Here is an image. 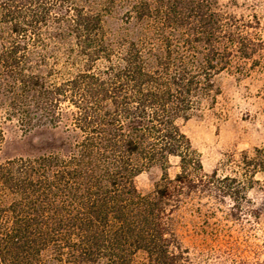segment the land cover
<instances>
[{
  "label": "trees",
  "instance_id": "obj_1",
  "mask_svg": "<svg viewBox=\"0 0 264 264\" xmlns=\"http://www.w3.org/2000/svg\"><path fill=\"white\" fill-rule=\"evenodd\" d=\"M0 22L9 115L57 127L71 113L47 151L0 162L1 263L196 264L170 222L201 169L177 119L214 97L230 55L254 54L249 22L211 0H0Z\"/></svg>",
  "mask_w": 264,
  "mask_h": 264
},
{
  "label": "rangeland",
  "instance_id": "obj_2",
  "mask_svg": "<svg viewBox=\"0 0 264 264\" xmlns=\"http://www.w3.org/2000/svg\"><path fill=\"white\" fill-rule=\"evenodd\" d=\"M211 1L226 15L249 22L256 51L230 55L231 63L216 75L214 97L177 119L201 169L196 188L170 202V222L196 264H264V0ZM117 17L108 23L115 25ZM3 35L8 29L0 22V39ZM9 84L0 75V102L10 94L4 90ZM9 114L0 103V162L47 151L71 123L70 110L57 127H31ZM180 172L179 157L170 156L168 176ZM163 174L159 164L144 169L137 176L140 191L153 192ZM45 264L64 263L49 256Z\"/></svg>",
  "mask_w": 264,
  "mask_h": 264
}]
</instances>
